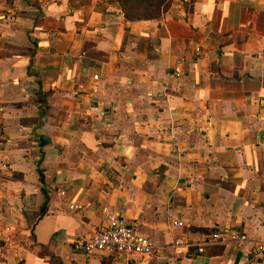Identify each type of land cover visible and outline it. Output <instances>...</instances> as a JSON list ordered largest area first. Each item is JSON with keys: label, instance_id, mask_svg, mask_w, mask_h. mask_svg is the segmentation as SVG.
<instances>
[{"label": "crops", "instance_id": "obj_1", "mask_svg": "<svg viewBox=\"0 0 264 264\" xmlns=\"http://www.w3.org/2000/svg\"><path fill=\"white\" fill-rule=\"evenodd\" d=\"M166 4L0 0V264H264V0ZM105 211L153 251L75 249Z\"/></svg>", "mask_w": 264, "mask_h": 264}, {"label": "built area", "instance_id": "obj_2", "mask_svg": "<svg viewBox=\"0 0 264 264\" xmlns=\"http://www.w3.org/2000/svg\"><path fill=\"white\" fill-rule=\"evenodd\" d=\"M58 193L62 195L64 192L59 190ZM67 209L75 212L80 209V206L68 204ZM170 225L181 227L183 223L180 220H173ZM246 241L247 236L244 233L235 230L226 232L214 230L203 242H192L176 237L173 239L171 246L195 255L202 253L204 247L208 245H235ZM253 247L257 252H264V241H254ZM74 248L85 254L116 252L149 255L154 247L149 238L138 234L121 215L105 211L101 223L90 232L86 240L76 242Z\"/></svg>", "mask_w": 264, "mask_h": 264}, {"label": "trees", "instance_id": "obj_3", "mask_svg": "<svg viewBox=\"0 0 264 264\" xmlns=\"http://www.w3.org/2000/svg\"><path fill=\"white\" fill-rule=\"evenodd\" d=\"M72 5L78 6L83 3H76L70 0ZM117 4L118 9L122 12L127 20H138L153 18L159 15L167 4L166 0H110Z\"/></svg>", "mask_w": 264, "mask_h": 264}, {"label": "rangeland", "instance_id": "obj_4", "mask_svg": "<svg viewBox=\"0 0 264 264\" xmlns=\"http://www.w3.org/2000/svg\"><path fill=\"white\" fill-rule=\"evenodd\" d=\"M75 1H76V3L86 4L92 0H75ZM94 1H95L96 7L104 8V7H108V6H116V8H118L117 4L115 2L110 1V0H94Z\"/></svg>", "mask_w": 264, "mask_h": 264}, {"label": "water", "instance_id": "obj_5", "mask_svg": "<svg viewBox=\"0 0 264 264\" xmlns=\"http://www.w3.org/2000/svg\"><path fill=\"white\" fill-rule=\"evenodd\" d=\"M37 138H38V144H37L38 147H42L43 145L49 143V139L45 135H42V134L38 135Z\"/></svg>", "mask_w": 264, "mask_h": 264}]
</instances>
